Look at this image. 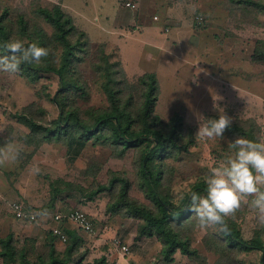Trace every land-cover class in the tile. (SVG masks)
<instances>
[{"label": "rangeland", "instance_id": "1", "mask_svg": "<svg viewBox=\"0 0 264 264\" xmlns=\"http://www.w3.org/2000/svg\"><path fill=\"white\" fill-rule=\"evenodd\" d=\"M126 2L135 3L136 8H125ZM54 3L55 0H0V16L6 13V28L12 30L10 41L19 39L26 43L24 38L13 35L15 26L11 23L15 24L19 15L29 26L41 28L50 35L51 28L36 13L38 8L50 9ZM78 10L84 23H88L81 27L89 37L73 64L80 89L58 93V78L51 73H39L38 79L31 83L19 72H0V238L7 235L14 220L9 209L11 203L20 202L37 210L36 221L26 224L34 229L18 232L15 240L18 248H24L29 261L35 262L38 256L48 253L46 236L52 225V214L79 210L91 221L94 233L88 235L65 225V231H74L83 243L70 264L79 261L91 264L104 257L103 254L119 255V250L112 247L115 238L132 241L136 246L132 250L134 255L142 254L148 264H158L157 241L143 238L147 248L140 250L135 244L139 221L128 216L123 208H113L110 212L111 191L95 192L98 186L107 188L116 174L127 179L131 199L150 206L138 189L136 152L119 153L107 142L91 139L74 156L75 147L68 141L39 142L18 121L16 114L27 112L39 122L48 123L58 115L54 99L77 109L84 119L90 110L106 108L107 99L96 68L103 52L124 72V92L130 93L135 102L140 96L138 77L151 68L157 69L159 96L154 114L163 122L177 113L186 130L192 129L195 134L199 121L203 122L201 116L218 118V113L224 112L232 123L246 130L251 127L255 139L264 143V11L232 0H90L88 8L80 3ZM93 17H99L100 25L90 23ZM148 26H153L162 38L158 47L165 54L159 60L149 56L144 45L152 39L150 31H145ZM118 27L127 28L134 36L144 32L137 37L112 41L106 32L110 28L116 31ZM49 50L57 64L60 48ZM256 51L260 61L253 59L258 56ZM121 56L129 67L122 64ZM233 139L223 133L222 139L200 141L194 135V144L186 152L166 160L165 183L178 204L193 182L203 179L210 168L234 155L230 147ZM56 188L63 191L54 195L52 190ZM250 200L249 197L242 202L240 209L230 216L246 239L256 232L264 234V225L255 221ZM194 219L191 246L206 259L205 264H221L219 261L223 258L207 253L202 243L208 232L219 233V227L203 230ZM26 234L33 237L25 239ZM53 239V246L61 255L66 243ZM123 244L126 243L123 241ZM260 258L259 252H251L223 261L259 264ZM116 259L111 256L106 264ZM182 260L177 264H197L186 257ZM0 264H3L1 259Z\"/></svg>", "mask_w": 264, "mask_h": 264}, {"label": "trees", "instance_id": "2", "mask_svg": "<svg viewBox=\"0 0 264 264\" xmlns=\"http://www.w3.org/2000/svg\"><path fill=\"white\" fill-rule=\"evenodd\" d=\"M237 4H246L260 11H264V0H232ZM51 28L47 35L41 28L29 26L23 16L17 17L13 35H18L26 40L25 46L37 42L45 47L49 55L40 62L23 63L19 74L33 83L38 79L39 73H51L58 78V93H69L80 89L75 74H78L73 65L76 54L88 42L87 36L79 31L73 24L72 18L64 13L57 5L48 8H38L37 13ZM6 28V13L0 16V50L10 42L11 32ZM51 49L60 48L59 61L54 63ZM254 57L260 61L261 57ZM101 76V88L107 99L104 109H92L88 118L84 119L79 111L67 106L63 100H52L58 109L56 119L41 123L29 113H18L16 117L31 133L38 137L39 142L68 141L74 146V156L79 154L87 141L103 140L115 148L119 153L127 150L136 152V179L140 192L148 200L150 206L139 203L128 196L129 183L126 178L114 175L113 182L105 188L98 186L97 191L107 190L112 192L113 202L109 206L125 209L128 216L139 221L137 240L142 238L155 239L160 244L158 264H170L178 252L187 259L197 264H205L206 259L192 245V229L194 214L187 211L189 190L203 193V179H198L189 186V190L178 204L165 183L166 160L186 152L194 144L192 129L186 130L183 119L174 113L172 117L163 122L154 114V108L159 96V84L154 73H144L138 77L137 83L140 90L139 101L135 102L130 93L125 94L122 85L126 83L125 74L117 63L110 61L105 53H101L96 65ZM209 118H216L211 116ZM224 133L233 137H243L257 141L252 133V128L247 130L238 123H231ZM234 140V139H233ZM258 142V141H257ZM63 191L61 188L52 190L53 194ZM116 213V212H114ZM194 216L193 219H191ZM195 220V219H194ZM229 231L214 234L208 232L202 240L205 251L213 252L223 258L236 259L241 253L259 252V264H264V234L256 232L250 239L243 237L237 223L231 217L226 218ZM67 242L64 252L60 255L53 246L51 232L46 236L48 253L38 256L35 262H30L24 248H18L15 237L9 232L0 238V259L3 264H70L71 259L79 253L83 244L74 231H66ZM60 256L62 259H58ZM222 260V259H221ZM222 262L224 263V261ZM231 260V261H232ZM221 264L222 262L219 261ZM77 262L76 264H80ZM91 264H106L104 257L94 260ZM225 264V263H224Z\"/></svg>", "mask_w": 264, "mask_h": 264}, {"label": "clouds", "instance_id": "3", "mask_svg": "<svg viewBox=\"0 0 264 264\" xmlns=\"http://www.w3.org/2000/svg\"><path fill=\"white\" fill-rule=\"evenodd\" d=\"M49 55L45 47L32 42L25 46L22 40L5 43L0 50V72L15 74L21 64L40 62ZM198 123L195 136L200 141L223 138L232 123L224 112L218 118ZM234 155L227 157L219 166H213L202 180L203 193L189 190L187 211L194 214L201 229L218 226L229 231L226 218L234 215L242 202L250 197V207L255 211V221L264 225V143L243 137L230 142ZM184 197L182 196L181 199Z\"/></svg>", "mask_w": 264, "mask_h": 264}, {"label": "crops", "instance_id": "4", "mask_svg": "<svg viewBox=\"0 0 264 264\" xmlns=\"http://www.w3.org/2000/svg\"><path fill=\"white\" fill-rule=\"evenodd\" d=\"M89 1L90 0H55V3H54V5H57V6H59L60 8H61V10L64 12V13H66V14H68L71 18H72V20H73V24L75 25V27L79 30V31H82L87 37H88V33L86 32V30L83 28V27H81V26H83L84 24H88V23H84V22H86L85 21V19L82 17V12H80L79 10H78V8H79V4L81 3V6L82 7H84V8H88L89 7ZM127 3V2H126ZM125 3V4H126ZM130 3H132V4H134L135 5V3H133V2H130ZM76 4L78 5V6H76ZM125 4H124V6H125ZM125 8H127L126 6H125ZM135 8H136V6H135ZM134 8V9H135ZM127 9H129V10H134V9H130V8H127ZM85 16V15H84ZM86 18H89V17H87V16H85ZM82 18H83V21H82ZM91 18V17H90ZM99 17H93V19H91V22L90 23H95L96 25H100V23H99V19H98ZM131 26H133V25H131ZM119 29H117L116 31L115 30H113L112 28H110V30H106L107 32V34L111 37V40L113 39V40H124L125 38H130V37H137V36H139V35H141L143 32H141L140 34H138L137 36H134V34L133 35H131V32H129V31H127L128 29L127 28H124L123 27V29H121L120 27H118ZM135 30H133V32H134ZM145 31H150V35H151V40H147V41H149V42H146L147 44H144V45H146V49H148V51H149V56H151L152 55V58L155 60V59H157V60H159V59H161L162 58V56H163V54H165L164 52H161L160 51V48L158 47V45H160V42L162 41V38H161V36L157 33V32H155V30L153 29V26H148L147 28H145ZM135 33V32H134ZM89 38V37H88ZM140 39V38H139ZM90 40V39H89ZM112 40V41H113ZM141 41H142V39H140ZM90 41H92V40H90ZM93 42V41H92ZM97 42V41H96ZM106 42V41H105ZM121 42V41H120ZM143 42V41H142ZM97 43H99V42H97ZM145 54V53H144ZM121 59H122V64L125 66V67H129L128 66V64H127V62L126 63H124V60H123V58H122V56H121ZM152 59V60H153ZM144 73H154L155 75H156V77L158 76V71H157V69L154 67L153 69L151 68L150 70H147V71H145ZM144 73H142V74H144ZM141 74V75H142ZM10 209V208H9ZM11 212V211H10ZM13 215V214H12ZM14 217V216H13ZM12 222V225H11V229H10V231L9 232H12V233H14V237H15V239L17 238V233L18 232H20V231H32L34 228H31L30 227V225L28 226V225H26V224H31V222H28V221H22V220H17V219H15V217H14V220H12L11 221ZM70 225V227H72V228H75L73 225H71V224H69ZM8 232V233H9ZM7 233V234H8ZM36 235V234H35ZM6 236V235H5ZM3 237V236H2ZM33 236H32V234L31 235H29V234H26L25 236H24V238L25 239H27V238H32ZM34 238H36V239H38L39 237H34ZM143 239V238H142ZM142 239H140V241L138 242V241H136V245H138V247H140V250H146V246H145V244L147 243L146 241H142ZM144 240H150V238H145ZM43 241H44V239H43ZM123 241H124V243H126V245L127 246H129V248H130V253L124 258V259H122L121 257H119V255H114V254H112L111 256L112 257H117V259L116 260H119L120 262H122V264H148L147 263V261H146V257L145 258H143V256H142V254H140V255H134V251H132V250H134V247H135V249H136V246H134L132 243V241L130 242L129 240H125V239H123ZM100 241H96V244L98 245V243H99ZM157 243V250H156V257H158V254H159V251H160V244L158 243V242H156ZM133 245V246H132ZM139 249V248H138ZM109 251H112V249L110 250V248H109ZM131 252H133V253H131ZM131 254V257L129 258V255ZM136 254V253H135ZM104 255V258H105V260H106V262L108 263V261H109V259L111 258V256L109 257L107 254H103ZM178 255L179 254H175L174 255V260H173V262L172 263H170V264H177V263H179V262H183V258L184 257H182V256H180L179 255V257H178ZM156 257L154 258V259H156ZM151 259H153V258H151ZM151 261V260H150ZM177 261H179V262H177Z\"/></svg>", "mask_w": 264, "mask_h": 264}, {"label": "built area", "instance_id": "5", "mask_svg": "<svg viewBox=\"0 0 264 264\" xmlns=\"http://www.w3.org/2000/svg\"><path fill=\"white\" fill-rule=\"evenodd\" d=\"M127 8L134 9L135 5L127 2L125 4ZM10 211L17 220L33 222L38 217V212L32 208H28L26 205L20 202H13L9 205ZM52 225L50 232L56 241L65 244L67 242V234L65 231V225L71 224L76 230L85 234L92 235L94 228L87 215L79 210H69L65 213H55L51 216ZM112 247L115 250H119V257L124 259L129 253L130 248L126 244H123L119 238H115L112 242ZM112 253L113 252L112 250ZM110 264H122L119 260L111 261Z\"/></svg>", "mask_w": 264, "mask_h": 264}]
</instances>
